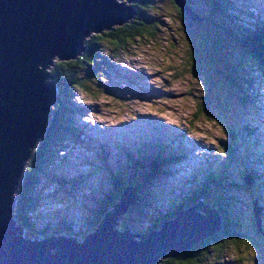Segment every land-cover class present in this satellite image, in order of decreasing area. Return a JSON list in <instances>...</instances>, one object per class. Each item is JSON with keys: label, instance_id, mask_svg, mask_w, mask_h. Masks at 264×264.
<instances>
[{"label": "rangeland", "instance_id": "rangeland-1", "mask_svg": "<svg viewBox=\"0 0 264 264\" xmlns=\"http://www.w3.org/2000/svg\"><path fill=\"white\" fill-rule=\"evenodd\" d=\"M122 1L124 0H117V2ZM137 1L126 2V4H131L136 9L137 12L133 14V18L146 14L154 19V22L159 23L158 30L155 32L156 40L138 42L127 53H108L103 49L105 58H97L98 61H102V64L97 72L95 71V74L100 76L98 81L101 87L98 88L94 83L89 82L93 92L85 93L79 90L72 93V101L77 107H81L79 109L81 112L74 113L76 114L73 117L74 124L82 130L83 137L90 139L91 145L72 144L69 149L58 147V154L66 160V174L68 177L82 174L79 171L87 169L86 165L94 162L97 157L95 144L98 141L105 144L109 154H104L107 157L103 156L104 161H99L97 164L105 165L107 162L111 167H115L117 160L125 161V156L126 162L129 161L127 155L128 152L131 153L130 151L137 153L138 156H148L150 159L151 156L158 155L157 157L163 156L168 160L174 152L177 162L166 168L160 177V182L153 188L155 197L159 194L166 196L165 199H157L156 203L163 204L167 209L168 202L183 199L188 188L197 185L194 181L189 184V179L193 175L199 177V180L209 173L223 178L220 175L222 171L226 179L229 173L223 164L227 160H232L234 163L229 161L228 167H232L235 177L239 176V170L244 176L243 181L239 180V184H243L242 187L236 186L233 192L243 198L246 193L250 196L252 203L248 197L244 198L245 204H248L251 211L233 208L232 211L230 210L233 213L231 217L236 218L244 212V219L247 218L248 221V232L257 243L246 244L240 247V250L229 244L226 252L221 255L222 261L217 264H264V232L263 236L261 233L264 228V209L258 207L260 204L257 203V197L260 201H264V184L259 183L252 187H246L244 184V178L247 183H251L248 173L251 168L249 164L258 174H262L264 169V79L259 81L258 78H252L254 85L252 84L251 88L253 89H246L250 94H255L256 102L253 104L241 102L236 91L228 88L226 81L216 71V62L213 59V62L201 59L191 71L187 64L189 45L183 35L186 31L181 24V18L173 0H154L142 7L143 11L139 10ZM245 2L243 6L250 4L252 7L249 11L253 13L259 10L264 11V0H245ZM133 18L131 17L128 21ZM242 19L250 23L246 21L249 20L248 17L244 16ZM95 34L101 33L92 32L85 37L83 44ZM231 50L235 49L231 48ZM82 54L84 56L81 51L77 56L80 57ZM56 61H59L58 57H54L51 64L53 65ZM52 65L44 68V72L51 73ZM52 76L53 78H48L47 81L55 83V77L53 74ZM205 101H208L206 106L210 111L205 109L198 114L199 105ZM245 125L255 129L254 134L252 133L253 143H255L252 154L256 157L253 160H248L247 153L240 147L241 138L239 141H233L232 155L221 146L231 141L229 128L234 130L238 128L243 131ZM249 142L250 140L247 139L248 145ZM229 144L232 145V143ZM180 155L186 157L183 158ZM236 155L239 161L242 157V163L238 162L239 166L237 158H234ZM210 163L211 168L207 167ZM235 166L238 167V172L233 169ZM99 172L85 185L88 187V184H91L96 194L99 188L97 181H104L105 188L108 181ZM49 183L48 185L44 184V181L39 183L50 197L49 201H42L38 209V212L44 211V223L57 221V219H51V215L58 217L65 215L63 218L70 221L75 233L84 231L75 240L84 241L85 234L88 235L85 232L87 231L85 222L90 215L84 212L85 208L81 201L85 193L91 195V192L86 190L72 193L76 189L71 185L72 190L54 182L49 181ZM18 192L16 191V199ZM71 202H75L76 205ZM61 203L64 205L61 206ZM255 204L259 216V224L256 226L257 230H261L260 232L255 231L256 227L253 223ZM148 208L150 209L151 205ZM198 210L201 211L200 208H197ZM255 219L257 220L256 217ZM121 221L118 227H122ZM147 224L148 219L143 217L137 223H133V226L143 228ZM205 264L209 262L205 261Z\"/></svg>", "mask_w": 264, "mask_h": 264}, {"label": "trees", "instance_id": "trees-1", "mask_svg": "<svg viewBox=\"0 0 264 264\" xmlns=\"http://www.w3.org/2000/svg\"><path fill=\"white\" fill-rule=\"evenodd\" d=\"M153 1L138 0L139 10L143 11L142 7ZM184 2L187 8H190L199 19V22L195 21L176 6L181 24L186 31L183 35L189 45L187 64L191 71L201 59L211 61L213 59L216 62V71L226 81V86L233 89L234 92L236 91L239 96L238 99L243 103H255V94H250L246 89L250 90L253 87L252 78H258L259 81L264 79V74H262L264 73V17H262L264 11L259 10L257 13L249 11L252 6L250 4L243 6L246 4L245 0H184ZM135 6L137 7V5ZM244 16L248 17L249 20L246 21L250 23L242 19ZM153 20L146 14L135 16L129 22L114 26L101 34H95L87 43L83 44L84 56L82 54L80 57L59 60L52 65V71L49 74L50 76L53 74L56 80L53 84L56 89L55 101L51 107V114L45 131L38 140L39 142L31 149V156L27 161L28 163H25L19 177V184L16 188V191H19L18 197L15 198L12 212L16 223L24 229L26 238L44 240L46 239V237L44 238L45 234H61L77 239L84 233V231L75 233L70 221L63 218L65 215L59 217L51 215L50 218L57 219V221L49 224L44 223V211L38 212V209L40 203L49 201L50 197L46 194L45 189L39 186V183L44 181V184L48 185L50 181L70 189L73 186L76 192L73 191L72 193L85 192L86 190L91 192V195L85 193L84 199L81 201L85 208L83 209L84 212L90 215L85 222L87 234L94 232L103 216L113 208L124 189L129 185L134 187V200L130 209L123 215L122 227L119 226L118 229L129 230L133 234H143L157 229L165 221L175 218L183 209L192 205L203 203V208L205 205L210 206L219 219V229L185 254L162 260L159 264H205V261H208L209 264H217L222 261L221 255L226 252L229 244L240 250V247L246 244L254 245L255 242L257 243L252 234L248 232L249 226L247 225V218L244 219V212H241L236 218L231 217L233 216L231 213L233 208L238 207L243 211L249 209L244 198L247 199L248 197L251 203L252 201L246 193H244L243 198V196L233 192L236 186L242 187L243 184H239V180L243 181L244 176L240 170L238 172V167L235 166L236 168L233 169L239 175L237 178L235 177L232 167H228L230 160L223 164L229 173L226 179H224L225 174L222 171L220 175L223 178H218L209 173L202 180H199V177L193 175L189 179V184L194 181L197 185L189 188L190 191L183 199L168 202L169 208L167 209L163 204L157 205L156 203L157 199H165L166 196L159 194L155 197L153 188L160 182V177L166 168L177 162L174 152L171 153L172 155L168 160L163 156L157 157L158 155L151 156L150 159L148 156H138L137 153L130 151L132 154L128 152L127 155L129 161L126 162L125 156V161L117 160L115 167H111L107 162L105 165L103 163L97 164L99 161H104L103 156L108 153L105 144L98 141L95 144L97 157L94 162L88 163L87 169L79 171L82 174L73 177H68L66 174V160H64L65 157L58 154V147L69 149L72 144L88 143L91 145L90 139L83 137L82 130L74 124L73 117L76 115L74 113L81 112L79 110L81 107H77L72 101V93L79 90L85 93L93 92V87L89 86V82L94 83L98 88L101 87V83L98 81L100 76L96 75L95 71L97 72V69L101 67L100 64H102V61H98L97 58H105L103 49L108 53H127L138 42L156 40L155 32L158 30L159 23ZM231 48L235 50L232 51ZM83 70L85 71L83 72ZM252 74L255 76H251ZM93 77H97V81ZM207 102L199 105L198 114L208 109ZM243 128V131L238 128L235 129L236 131L229 128L228 133L231 141L228 144H221V146L225 147V151L232 155L234 151L233 141H239L241 138L240 147L247 153V159L253 160L255 156L252 154L254 145L252 133L254 134L255 129L249 128L247 125ZM247 139L250 140L249 145ZM86 140L88 142H85ZM105 156L107 157V155ZM234 158H237V164L240 161L242 163V157H240V161L237 155ZM211 165L210 163L207 167L211 168ZM249 165L251 168L248 173L252 181L249 184L244 178L245 186L252 187L259 183L264 184V169L262 174H258L252 165ZM98 172L109 182L107 181L105 188L103 187L104 181H97L99 188L96 194L91 188V184H88V187L85 185L95 178ZM257 198V203L264 209V201H260L259 197ZM71 203L76 205L75 202ZM63 205L61 203V206ZM150 205L151 208L149 209L148 206ZM75 209H77L76 206ZM254 212L255 231L260 232L261 230H257L258 227L256 226L259 224V220L255 219ZM143 217L148 219L147 226H143V228L133 226V223H137ZM38 226L40 228H37ZM263 232L264 228L261 231L262 236Z\"/></svg>", "mask_w": 264, "mask_h": 264}, {"label": "water", "instance_id": "water-1", "mask_svg": "<svg viewBox=\"0 0 264 264\" xmlns=\"http://www.w3.org/2000/svg\"><path fill=\"white\" fill-rule=\"evenodd\" d=\"M130 1L136 0H0V264H159L219 229L217 215L199 203L149 232L120 230L134 200L131 185L84 241L61 234L26 238L12 216L19 177L55 101L47 81L53 76L44 68L54 57L76 58L92 32L129 22L137 12ZM173 1L199 22L184 0Z\"/></svg>", "mask_w": 264, "mask_h": 264}, {"label": "bare ground", "instance_id": "bare-ground-1", "mask_svg": "<svg viewBox=\"0 0 264 264\" xmlns=\"http://www.w3.org/2000/svg\"><path fill=\"white\" fill-rule=\"evenodd\" d=\"M132 220V219H131Z\"/></svg>", "mask_w": 264, "mask_h": 264}]
</instances>
